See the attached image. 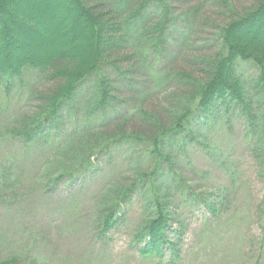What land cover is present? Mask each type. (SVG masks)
Wrapping results in <instances>:
<instances>
[{"label":"trees","instance_id":"16d2710c","mask_svg":"<svg viewBox=\"0 0 264 264\" xmlns=\"http://www.w3.org/2000/svg\"><path fill=\"white\" fill-rule=\"evenodd\" d=\"M193 1L187 17L177 15ZM193 1L0 0V77L37 73L30 93L35 106L17 135L44 143L47 155L79 161L56 185L67 177L78 181L96 161L126 156L125 168L102 190L99 237L139 195L145 207L136 241L148 259H160L167 247L178 258L170 239L174 185L193 205L213 213L222 205V194L203 197L182 183L173 148L195 144L196 128L216 112L245 122L264 184V0ZM180 20L184 30L175 43L185 50L176 53L170 41ZM244 64L256 75L244 76ZM139 66L151 78L148 87L137 85ZM131 91L140 98L132 108ZM257 214L264 241V197Z\"/></svg>","mask_w":264,"mask_h":264},{"label":"rangeland","instance_id":"374dc122","mask_svg":"<svg viewBox=\"0 0 264 264\" xmlns=\"http://www.w3.org/2000/svg\"><path fill=\"white\" fill-rule=\"evenodd\" d=\"M195 4L179 7L177 15L187 17ZM183 30L180 20L170 41L176 53L185 50L182 44L175 43ZM240 70L247 77L256 75L250 65H240ZM142 71L141 68L137 85L140 81L141 87H148L151 78ZM36 79L37 73L31 70L20 79L0 77V261L264 264L263 223L257 214L264 197V184L258 178L245 122L238 114L226 115L221 109L212 115V120L196 128L195 144L187 145L186 149L180 143L173 145L182 183L203 197L222 194L223 202L217 212H210L202 204L193 205L191 198L183 199L174 185L171 205L175 233L170 239L175 242L178 258L175 260L174 252L167 247L160 259H148L141 256L139 249L143 244L136 241L145 207L144 198L139 195L122 209L118 224L103 238L99 237L102 190L108 180L125 168L126 156L96 161V166L78 176V181L67 177L56 185L55 179L77 168L79 161L47 155L44 143L31 145L17 135L20 120L34 109L30 93ZM91 85L86 90L90 91ZM133 91L126 98L130 108L140 102L139 95ZM85 98L81 97L79 103L83 105ZM65 123H61L58 132L64 130ZM168 179L173 185V177Z\"/></svg>","mask_w":264,"mask_h":264}]
</instances>
